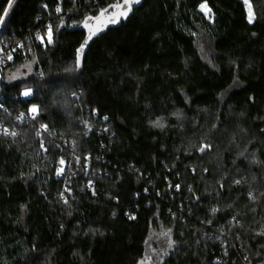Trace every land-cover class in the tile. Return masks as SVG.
Masks as SVG:
<instances>
[{
    "label": "trees",
    "instance_id": "obj_1",
    "mask_svg": "<svg viewBox=\"0 0 264 264\" xmlns=\"http://www.w3.org/2000/svg\"><path fill=\"white\" fill-rule=\"evenodd\" d=\"M12 1L2 38L34 50L0 79V264H264V0L252 23L241 0H139L92 41L122 0Z\"/></svg>",
    "mask_w": 264,
    "mask_h": 264
},
{
    "label": "built area",
    "instance_id": "obj_2",
    "mask_svg": "<svg viewBox=\"0 0 264 264\" xmlns=\"http://www.w3.org/2000/svg\"><path fill=\"white\" fill-rule=\"evenodd\" d=\"M2 24L0 22V79L2 76V73L4 69H6L13 61L16 59V57H22L26 58L28 55L33 53V45L31 42V38L28 36H25L20 39H8L5 40L2 38ZM49 28L50 25L47 23L45 25L46 34L43 35L41 32L38 31L35 35V43L39 45H44L45 41H49ZM51 37H52V29H51ZM40 77H42L41 70L39 71ZM3 93L0 89V107L3 108L5 112H8V109L6 107H3L1 100L4 98ZM78 100L79 98L76 97ZM23 102L26 100L24 96L21 97ZM14 101H18V98L15 97ZM36 113L32 111L30 108L28 111L25 110H19L17 111L16 115L14 116V123L16 124H24L28 121L34 120L36 117ZM46 131L44 127L40 128V134H43ZM12 133H15V135H12ZM0 137H10V138H17L18 133L14 131L11 127H9L4 122L0 121ZM92 184L90 183V188ZM63 200L64 197L62 196Z\"/></svg>",
    "mask_w": 264,
    "mask_h": 264
},
{
    "label": "water",
    "instance_id": "obj_3",
    "mask_svg": "<svg viewBox=\"0 0 264 264\" xmlns=\"http://www.w3.org/2000/svg\"><path fill=\"white\" fill-rule=\"evenodd\" d=\"M122 6V7H121ZM139 6V0H131L130 4H126L125 0L118 5V7L110 13L101 14L95 18L89 26L88 41L95 40L104 35L109 30L119 26L121 23L129 19L134 13L135 9ZM122 11H127V15H120ZM112 19L116 22L112 23ZM92 33H95L94 35ZM91 35V39L89 36Z\"/></svg>",
    "mask_w": 264,
    "mask_h": 264
},
{
    "label": "rangeland",
    "instance_id": "obj_4",
    "mask_svg": "<svg viewBox=\"0 0 264 264\" xmlns=\"http://www.w3.org/2000/svg\"><path fill=\"white\" fill-rule=\"evenodd\" d=\"M14 1V0H13ZM12 1V2H13ZM244 4H245V7H246V10H247V15H248V20L250 18V13H251V22L252 23L254 20H255V14H254V11L252 9V6H251V3L249 0H241ZM12 4L10 3L8 8L6 9L4 15L2 16V18L0 19V22L2 25H5L6 21H7V18L10 14V11H11V6ZM59 9V8H57ZM208 9V7H207ZM200 11L203 13V15L210 21H212V14H211V11L205 12V10H202L201 7H200ZM60 12V9L59 11H57V13ZM3 28V26H2ZM36 63L35 61H25L23 62L22 64H20L19 66H17L15 69H13L12 71L8 72L6 77H5V80H4V84L5 85H11V84H14L18 81H21V80H25L27 79L28 77L32 76L33 72H34V67H35ZM25 92H28L29 94L28 95H25ZM32 91L31 90H26L23 92V95L26 99L29 98L31 96V93ZM35 108L36 111L34 113L37 114V108L36 107H32L31 109Z\"/></svg>",
    "mask_w": 264,
    "mask_h": 264
},
{
    "label": "snow or ice",
    "instance_id": "obj_5",
    "mask_svg": "<svg viewBox=\"0 0 264 264\" xmlns=\"http://www.w3.org/2000/svg\"><path fill=\"white\" fill-rule=\"evenodd\" d=\"M130 2H131V0H125V3H126V4H130ZM121 7H122V6H121ZM201 9H202V10H205L206 14H207V12L210 11V9H207V5H206V4H202V5H201ZM57 11H59V9H57ZM5 15H6V13H5ZM102 15H103V13H102ZM120 15L126 16V15H127V11H122V12L120 13ZM111 22H112V23H115L116 20H115V19H112ZM249 22H251V13H250ZM92 34L94 35L95 33H92ZM89 39H91V35L89 36ZM49 42H51V28H49ZM85 43H87V41H86ZM80 51L82 52L83 49H81ZM28 94H29L28 92H25V95H28ZM32 111L35 112L36 109L33 108ZM12 135H15V133H12ZM204 150H205L204 147H202V148L200 149V151H202V152H203ZM60 163L63 165V164H64V161L61 160ZM59 171H62V169H60ZM59 171H58V174H59ZM213 211H215V209H214Z\"/></svg>",
    "mask_w": 264,
    "mask_h": 264
}]
</instances>
